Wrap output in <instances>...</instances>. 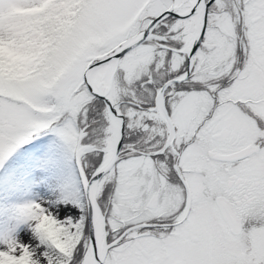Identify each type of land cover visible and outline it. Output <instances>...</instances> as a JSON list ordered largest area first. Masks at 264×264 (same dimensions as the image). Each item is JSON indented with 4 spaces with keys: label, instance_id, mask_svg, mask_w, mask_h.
<instances>
[{
    "label": "snow or ice",
    "instance_id": "6c2138e0",
    "mask_svg": "<svg viewBox=\"0 0 264 264\" xmlns=\"http://www.w3.org/2000/svg\"><path fill=\"white\" fill-rule=\"evenodd\" d=\"M0 264H264V0H0Z\"/></svg>",
    "mask_w": 264,
    "mask_h": 264
}]
</instances>
